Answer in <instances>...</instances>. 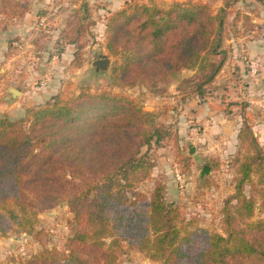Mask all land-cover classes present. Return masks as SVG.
<instances>
[{
	"label": "trees",
	"instance_id": "trees-1",
	"mask_svg": "<svg viewBox=\"0 0 264 264\" xmlns=\"http://www.w3.org/2000/svg\"><path fill=\"white\" fill-rule=\"evenodd\" d=\"M228 3L214 13L200 1L167 9L126 1L105 29L117 58L113 84L162 93V83L191 69L184 88L207 94L227 60ZM166 133L157 112L108 92L55 98L19 119L0 116V234L31 233L45 205L67 201L74 213L64 251L44 249L21 264H122L128 248L161 264H264V218H255L256 195L245 193L249 182L264 197V150L252 128L244 122L239 134L248 154L225 201L223 233L182 224L162 181L138 189L153 166L143 148Z\"/></svg>",
	"mask_w": 264,
	"mask_h": 264
},
{
	"label": "rangeland",
	"instance_id": "rangeland-1",
	"mask_svg": "<svg viewBox=\"0 0 264 264\" xmlns=\"http://www.w3.org/2000/svg\"><path fill=\"white\" fill-rule=\"evenodd\" d=\"M126 1L131 0L123 4ZM139 1L165 9L174 1H200L210 4L214 13L229 2L224 41L227 60L207 94L197 96L184 88L182 80L195 73L191 69L162 83V93L142 84H113L112 66L117 58L109 54L105 38L107 17L114 11L109 7L112 0H0V116L19 119L30 107L55 98L69 100L82 91L125 95L163 116L169 106L172 119L159 118L167 130L163 140L143 148L153 166L150 178L138 189L147 193L157 180L162 181L167 200L181 210L182 224L193 222L191 228L223 233L225 201L235 193L238 168L248 154V141L239 138L244 122L264 150V0ZM28 11L33 13L32 21L26 18ZM102 57H110L111 65L96 70L92 63ZM10 87L22 94L12 98ZM208 101L218 119L206 114L200 119L190 116L191 110L197 111ZM185 106L188 111L182 115V109L177 115ZM181 118L190 137L180 136ZM205 166L211 172L201 178ZM245 193L256 195L255 218H264L263 195L249 182ZM74 227L69 202L45 205L31 233L0 234V263L21 264L44 249L64 251ZM121 260L122 264H161L133 248Z\"/></svg>",
	"mask_w": 264,
	"mask_h": 264
},
{
	"label": "crops",
	"instance_id": "crops-1",
	"mask_svg": "<svg viewBox=\"0 0 264 264\" xmlns=\"http://www.w3.org/2000/svg\"><path fill=\"white\" fill-rule=\"evenodd\" d=\"M123 4V0H112V3L110 4V6L109 7H111V9L112 10H116V9H118V8H120L121 7V5ZM32 16H33V13H32V11H28L27 13H26V18L28 19L29 18V20L28 21H32ZM26 23H27V20H26ZM49 91V90H48ZM25 93V91H23V94ZM47 93H49V92H47ZM47 93H44V95L46 96V95H48ZM54 93V92H53ZM43 95V94H42ZM211 101H208V102H206L205 104V106H199L198 108H197V111H192L191 110V112L189 113L190 114V116H193V117H197L198 119H200V118H203V117H205V114L206 115H208L209 117H213L214 119L216 118V119H218L219 118V115H218V113L216 112V111H214V110H212V108H211ZM155 108L156 107H153V106H150L149 107V109H153V110H155ZM182 109H184L183 110V112H182V115H184V113H186V111H188L187 109H186V106L185 107H182V108H180L179 110H178V112H177V115L180 113V110H182ZM171 110H169V106H166L165 108H164V111H163V113L164 112H167L164 116L162 115V113L160 112V111H158V113L160 114V116H159V118H160V120L161 121H167V119L169 118H171L172 119V115L169 113ZM204 114V115H203ZM208 117V118H209ZM178 119H180V115L179 116H175V118H173V121H175L176 122V120H178ZM207 120V119H206ZM209 120V122L211 121V119H208ZM180 127V136H181V138H187V137H190L189 135H187V133L184 131L185 129H184V122H183V120H182V118H181V126H179ZM207 129H209V130H211L210 129V126L209 127H207ZM206 134L208 135V133H205V136H206ZM205 138V137H204Z\"/></svg>",
	"mask_w": 264,
	"mask_h": 264
},
{
	"label": "water",
	"instance_id": "water-1",
	"mask_svg": "<svg viewBox=\"0 0 264 264\" xmlns=\"http://www.w3.org/2000/svg\"><path fill=\"white\" fill-rule=\"evenodd\" d=\"M93 67L96 68V70H107L109 68V66L111 65V58L110 57H102V58H97L93 61L92 63ZM9 91L11 93V97L12 98H16L19 95L22 94V91L18 88H14V87H10ZM194 148H191V151H193ZM211 170L209 167L205 166L202 168L201 172H200V176L201 178H204L205 175L210 174ZM169 205H172L169 202Z\"/></svg>",
	"mask_w": 264,
	"mask_h": 264
},
{
	"label": "built area",
	"instance_id": "built-area-1",
	"mask_svg": "<svg viewBox=\"0 0 264 264\" xmlns=\"http://www.w3.org/2000/svg\"><path fill=\"white\" fill-rule=\"evenodd\" d=\"M177 177H178V179L182 178V175L180 174V172H177Z\"/></svg>",
	"mask_w": 264,
	"mask_h": 264
}]
</instances>
